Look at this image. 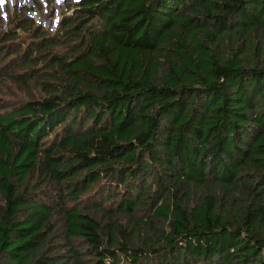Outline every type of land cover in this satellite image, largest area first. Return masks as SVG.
<instances>
[{"label": "trees", "instance_id": "1", "mask_svg": "<svg viewBox=\"0 0 264 264\" xmlns=\"http://www.w3.org/2000/svg\"><path fill=\"white\" fill-rule=\"evenodd\" d=\"M5 1L0 264H264V0Z\"/></svg>", "mask_w": 264, "mask_h": 264}, {"label": "rangeland", "instance_id": "2", "mask_svg": "<svg viewBox=\"0 0 264 264\" xmlns=\"http://www.w3.org/2000/svg\"><path fill=\"white\" fill-rule=\"evenodd\" d=\"M0 1H1L0 2L1 10H3L2 12L4 13L6 1L5 0H0ZM18 2H19V4H20V2H21V4L23 3V5L24 4H26V5H32L33 4V0L32 1L31 0H23V2H22V0H18ZM57 2H62V0H57ZM8 3L11 6L13 4V0H8ZM59 17H60V14H59ZM56 19H58V6H57V14H56V17L54 19V22ZM45 23L47 24V22H45Z\"/></svg>", "mask_w": 264, "mask_h": 264}, {"label": "water", "instance_id": "3", "mask_svg": "<svg viewBox=\"0 0 264 264\" xmlns=\"http://www.w3.org/2000/svg\"><path fill=\"white\" fill-rule=\"evenodd\" d=\"M32 1V0H31ZM22 2H23V0H22ZM61 2H58V19H56L55 20V22H54V25H56V23L58 22V20H59V14H60V12H61V8H60V4ZM20 4H21V2H20ZM21 5H23V3L21 4Z\"/></svg>", "mask_w": 264, "mask_h": 264}]
</instances>
